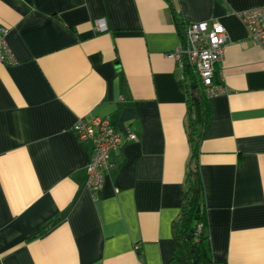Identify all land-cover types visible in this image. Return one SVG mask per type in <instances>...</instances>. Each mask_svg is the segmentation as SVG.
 Wrapping results in <instances>:
<instances>
[{"label":"crops","instance_id":"0c3cea01","mask_svg":"<svg viewBox=\"0 0 264 264\" xmlns=\"http://www.w3.org/2000/svg\"><path fill=\"white\" fill-rule=\"evenodd\" d=\"M262 5L0 0L13 58L0 63V264H171L190 156L175 16L216 19L228 38L198 154L212 264H264V46L237 16ZM90 116L136 135L110 153L98 198L93 144L71 132Z\"/></svg>","mask_w":264,"mask_h":264},{"label":"built area","instance_id":"2783aa9c","mask_svg":"<svg viewBox=\"0 0 264 264\" xmlns=\"http://www.w3.org/2000/svg\"><path fill=\"white\" fill-rule=\"evenodd\" d=\"M237 16L246 28L248 37L264 46V5L240 11ZM94 28L97 32L107 31L105 18L95 19ZM6 34L7 28L0 26V63L13 62ZM227 42L225 28L216 19L183 21L180 42L170 54L181 70L188 68L196 80V86L208 99L224 91L215 84L214 76L215 66L223 60ZM71 132L77 139L93 144L90 160L85 167V185L94 198H98L104 176L111 167L110 153L126 141L134 140L136 135L131 126H127L122 134L110 125L108 119L99 116H90L87 120L79 118L72 125Z\"/></svg>","mask_w":264,"mask_h":264},{"label":"trees","instance_id":"16d2710c","mask_svg":"<svg viewBox=\"0 0 264 264\" xmlns=\"http://www.w3.org/2000/svg\"><path fill=\"white\" fill-rule=\"evenodd\" d=\"M181 35L183 21L175 16ZM187 92V134L190 156L187 165L181 208L173 223L174 253L171 264H212L209 237L206 233V207L199 173L198 154L202 131L210 119L208 98L196 86L188 68L180 80ZM193 249V251H192Z\"/></svg>","mask_w":264,"mask_h":264},{"label":"water","instance_id":"95a60500","mask_svg":"<svg viewBox=\"0 0 264 264\" xmlns=\"http://www.w3.org/2000/svg\"><path fill=\"white\" fill-rule=\"evenodd\" d=\"M214 79H215V81L217 82V77H216V75L214 76ZM191 86H192V88H195V87H196V83H192ZM192 251H193V249H192Z\"/></svg>","mask_w":264,"mask_h":264}]
</instances>
